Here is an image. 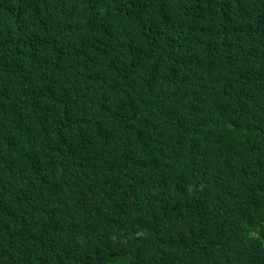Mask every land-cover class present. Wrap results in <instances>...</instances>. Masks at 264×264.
Masks as SVG:
<instances>
[{
	"label": "trees",
	"instance_id": "16d2710c",
	"mask_svg": "<svg viewBox=\"0 0 264 264\" xmlns=\"http://www.w3.org/2000/svg\"><path fill=\"white\" fill-rule=\"evenodd\" d=\"M0 264H264V0H0Z\"/></svg>",
	"mask_w": 264,
	"mask_h": 264
}]
</instances>
